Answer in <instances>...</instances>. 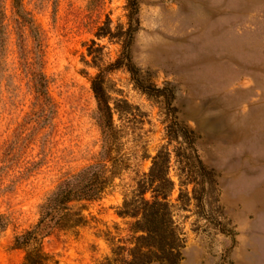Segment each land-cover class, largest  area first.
<instances>
[{"label": "rangeland", "instance_id": "obj_1", "mask_svg": "<svg viewBox=\"0 0 264 264\" xmlns=\"http://www.w3.org/2000/svg\"><path fill=\"white\" fill-rule=\"evenodd\" d=\"M13 1L0 0V264L24 263L16 238L64 180L97 162L92 81L101 73L117 109L112 181L98 201L70 206L39 260L112 258L135 223L119 218L123 203L164 149L174 188L170 225L162 211L158 228L172 264H264V0H137L134 79L113 69L118 42L96 38L109 21L111 33L127 30L130 0H22L36 39Z\"/></svg>", "mask_w": 264, "mask_h": 264}, {"label": "trees", "instance_id": "obj_2", "mask_svg": "<svg viewBox=\"0 0 264 264\" xmlns=\"http://www.w3.org/2000/svg\"><path fill=\"white\" fill-rule=\"evenodd\" d=\"M136 2L137 0H130L132 11L127 16L128 28L126 31L123 28H118L116 34L111 33L109 25L111 22L109 21L107 33L96 35L98 40L108 38L110 43L118 42L121 46V58L113 66V69L125 68L132 79H134L135 73L130 49L140 28L139 10ZM13 7L16 15L29 28L34 39H36V27L33 20L25 12L23 1L14 0ZM92 44L96 45L95 42H92ZM125 62L127 63L125 64ZM105 75L106 73H101L92 81V91L97 103L95 121L101 134V150L98 160L94 165L64 180L41 206L40 220L37 226L23 236L16 238L14 248L26 252L23 264H43L39 260L40 255H42V242L68 222L71 211L70 206L77 203L98 201L107 189L108 183L112 181V179L107 178V166L113 153L112 127L117 109L111 107V100L105 90ZM36 88L40 95H48L47 80L42 72L37 74ZM159 92L162 93L160 90ZM125 104L128 106L127 102ZM164 151V149L159 151L152 159L148 174L143 175L136 185V190L131 194L130 199H125L122 210L118 214L121 219L135 221L130 226L129 232L132 236L124 242L123 247L112 248V258L106 259L102 264H162L168 262L172 264L171 258L174 257V250L172 245L166 241L167 238L160 235L158 228L160 214L162 211L165 214L168 212V200L174 188V184L168 178L170 155L165 154ZM161 182L168 184L171 188L169 193L161 191L159 186ZM148 194H151L150 200L146 199ZM168 217L169 215L166 214L165 223L167 221V224L170 225ZM81 220L76 221L73 228L80 227L82 225Z\"/></svg>", "mask_w": 264, "mask_h": 264}]
</instances>
